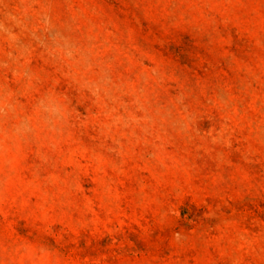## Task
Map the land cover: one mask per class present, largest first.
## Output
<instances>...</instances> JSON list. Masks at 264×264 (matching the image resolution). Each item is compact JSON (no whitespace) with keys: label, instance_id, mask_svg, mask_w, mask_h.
<instances>
[{"label":"rangeland","instance_id":"rangeland-1","mask_svg":"<svg viewBox=\"0 0 264 264\" xmlns=\"http://www.w3.org/2000/svg\"><path fill=\"white\" fill-rule=\"evenodd\" d=\"M0 264H264V0H0Z\"/></svg>","mask_w":264,"mask_h":264}]
</instances>
